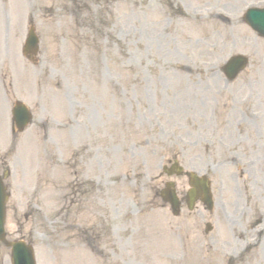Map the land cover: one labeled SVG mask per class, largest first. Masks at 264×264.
Here are the masks:
<instances>
[{"label":"rangeland","instance_id":"1","mask_svg":"<svg viewBox=\"0 0 264 264\" xmlns=\"http://www.w3.org/2000/svg\"><path fill=\"white\" fill-rule=\"evenodd\" d=\"M253 1L13 0L16 10L9 17V35L15 30L23 41L31 11L39 38L37 61L21 73L42 81L46 99H37L31 85V95L14 94L4 104L7 112L12 99H19L33 110L34 119L16 141L31 143L29 158L19 152L20 145L7 152L10 166L17 158L31 161V155L34 166L30 162L29 174L15 165L8 179L11 209L5 229L9 238L24 236L33 243L37 264H77L75 254L80 249L90 252L89 248L117 259L97 264H264L263 243L235 261L226 254L244 245L234 237L231 220L236 218L239 224L233 229L241 236L255 205L243 181L254 182L258 174L236 180L241 166H215L226 152L217 143L205 147L204 139L212 132L200 127L207 99H215L217 106L226 102L228 107L236 98H246L242 105L233 102L238 121L233 126L227 123L224 138L230 131L238 138V133L240 144L245 143L237 150L245 152L252 124L264 139V39L240 19L241 8ZM6 34L5 30L4 43ZM231 52L248 55L250 66L225 83L218 65ZM205 62L217 65L206 72L200 69ZM197 77L202 83L195 90L203 88L205 93H191L192 100H187L184 90ZM249 81L255 82L252 93L243 85ZM252 97L256 101L249 100ZM71 101L78 103H72L75 112L85 116L89 110L94 121L88 127L93 205L79 213L69 176L75 162L71 140L53 124L56 117L65 122ZM249 103L255 104V112L263 111L255 121L245 108ZM215 112L217 123L221 112ZM247 115L250 120L245 124ZM57 154L62 167L55 166ZM175 157L185 171L208 173L211 211L199 204L188 211L183 204L180 215L172 217L168 207L153 198L169 180L161 174V166ZM172 179L178 191L187 189L185 177ZM241 198L247 211L239 214ZM79 219L81 227L95 230L94 238H83L76 231ZM205 223L212 226L209 233L204 232ZM4 249L1 246L3 256L8 252Z\"/></svg>","mask_w":264,"mask_h":264}]
</instances>
